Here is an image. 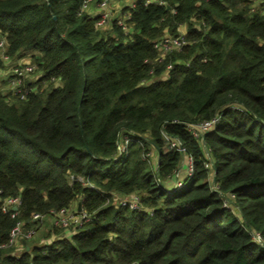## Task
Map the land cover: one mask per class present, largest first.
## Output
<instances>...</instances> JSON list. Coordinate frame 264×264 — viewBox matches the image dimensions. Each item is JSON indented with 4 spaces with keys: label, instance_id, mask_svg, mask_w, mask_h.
<instances>
[{
    "label": "trees",
    "instance_id": "1",
    "mask_svg": "<svg viewBox=\"0 0 264 264\" xmlns=\"http://www.w3.org/2000/svg\"><path fill=\"white\" fill-rule=\"evenodd\" d=\"M83 1L0 0L8 61L37 51L40 72L25 99L0 93V264H264V0H134L127 32ZM132 195L139 208L118 201ZM75 201L81 227L9 243Z\"/></svg>",
    "mask_w": 264,
    "mask_h": 264
},
{
    "label": "built area",
    "instance_id": "2",
    "mask_svg": "<svg viewBox=\"0 0 264 264\" xmlns=\"http://www.w3.org/2000/svg\"><path fill=\"white\" fill-rule=\"evenodd\" d=\"M90 0H84L82 4V8L85 9L88 6ZM106 0H102L99 5L105 4ZM151 0H146V2ZM131 6H133V2L130 3ZM111 12L110 10H103L97 15L96 25L100 28L104 27L108 21L110 20ZM129 15L127 12H124L121 16H119L116 20L117 24L122 27V29L127 32V25L125 22V19L128 18ZM184 39V32H179L177 35H169L164 34L161 36L154 44L156 48L160 50V54L163 55L172 49H180L185 44ZM0 49H1V56L4 59L6 63L5 68H0V74L8 73L5 77V82L9 90L11 91L12 96H17L21 99H25L32 91L35 90L37 86H34V84L29 83L30 81L27 80L29 75H32L37 70V66L31 61L29 58L20 59L16 62L10 63V65L7 64L8 57L5 55V41L3 38L0 39ZM160 55V56H161ZM171 67V64H168L166 66L167 69ZM167 72V71H166ZM167 74V73H166ZM39 76V74L37 75ZM58 79V78H57ZM28 85H26V82ZM218 120V117L215 116L209 120H204L198 124L195 125V129H192V133L195 136H198L199 133H203L207 130H210L216 121ZM127 139L125 140L124 144L121 147V150H123L126 146ZM170 146H176L175 142H171ZM180 151L183 150V148H178ZM185 174L189 175L192 172L193 166H192V158L190 156H185ZM185 180V179H184ZM184 180L177 179V174L175 176V186H182L184 184ZM232 195V194H231ZM117 199V197H116ZM118 201L121 204L128 203L130 207L132 208H139L141 205L139 203V196L132 195L130 197H123L118 196ZM20 203L19 196H10L3 200L2 202V210L7 211L12 209L13 213L12 215L16 214L17 206ZM16 207V209H14ZM80 207V204L78 203L76 205L75 209H71L70 207L61 208L59 210H52L48 215H51L54 217V224H59L60 226L69 228L74 227H81L84 222L88 221L90 219V214L86 212L85 210L78 209ZM44 214L40 213H34L31 218V226L28 230L23 231L22 230V222L18 221L16 225L10 230V237H9V243L16 242L19 236H24L25 238H31L34 235V228L33 225L39 223L41 218ZM71 224V225H69ZM70 226V227H69ZM74 229H70V232ZM254 239L259 241L260 236L259 234L254 235Z\"/></svg>",
    "mask_w": 264,
    "mask_h": 264
},
{
    "label": "rangeland",
    "instance_id": "3",
    "mask_svg": "<svg viewBox=\"0 0 264 264\" xmlns=\"http://www.w3.org/2000/svg\"><path fill=\"white\" fill-rule=\"evenodd\" d=\"M100 2H95L93 0L89 1L88 3V6L87 8H85L84 10H87L89 7L91 9H93L95 6L97 7V5H99ZM112 18V14H111V17ZM111 20V19H110ZM110 20L108 21V23L102 27L103 29H107L109 28L110 26ZM32 51H30L29 53H26L24 54L27 58L29 57V59H32V55L31 54ZM37 52V51H36ZM35 54H38L37 53H34ZM8 65H10V62L8 63ZM38 74H40V72L38 70H36V72H34L32 75H29L27 80H31V83L34 84V86H37L38 85V78L39 76H37ZM6 75H8V73H5V74H0V93L1 94H5L7 96V98H11L13 97L12 94H11V91L9 90V88L7 87L6 85V82H5V77ZM57 78H54V77H51L50 80H46V81H42V86L45 88L47 87L51 82H53L54 84L57 82ZM152 157L154 158V153L152 154ZM185 157L182 159V162H185ZM184 170H186L185 168L183 169V172ZM180 171V172H179ZM180 173H182L181 170H178V174L180 176ZM172 181L171 182H175V175L173 176V178L171 179ZM79 202L75 201L74 203H72L70 205V208L73 210L76 208V205L78 204ZM54 217L51 216V215H43V217L41 218L40 222L35 225H33V228H34V231L36 229V231L34 232V235L30 238V239H27L28 241L27 242H24V243H27V244H33L34 242H36V237H41L42 234H44V229L42 230L43 227H49V226H52L54 223ZM71 225V224H69ZM57 226H59L60 230H62V228L65 229V232L67 230L66 227H63V226H60L59 224H57ZM70 227V226H69ZM42 230V231H41ZM22 242V240L20 239V243ZM23 244V242L21 243ZM20 250V249H18Z\"/></svg>",
    "mask_w": 264,
    "mask_h": 264
},
{
    "label": "crops",
    "instance_id": "4",
    "mask_svg": "<svg viewBox=\"0 0 264 264\" xmlns=\"http://www.w3.org/2000/svg\"><path fill=\"white\" fill-rule=\"evenodd\" d=\"M132 1H134V0H106L105 1V4H103V5H97V7L95 6L93 9H91L89 7L87 9V11L90 14H92V15H96V14L100 13L103 10H110V12L112 14V18H114V17H117V16L122 15L121 12H120L122 6L123 5H129ZM180 31L181 32H185V27L184 26H181ZM33 53H37V52L36 51H32L31 54H33ZM25 58H27V57L24 55L21 58V60L22 59H25ZM29 81H31V80H29ZM184 167H185V164H183V167L180 165V169L179 170H181L182 173H180V176L177 173V179H179V180H184L185 179V175L186 174H185V170L183 172ZM50 227L51 226H49V227H43L42 228V230L44 229V232H43L44 235L50 230ZM44 235L43 234L41 235V238H40L41 239V242L46 241V238L44 237Z\"/></svg>",
    "mask_w": 264,
    "mask_h": 264
},
{
    "label": "water",
    "instance_id": "5",
    "mask_svg": "<svg viewBox=\"0 0 264 264\" xmlns=\"http://www.w3.org/2000/svg\"><path fill=\"white\" fill-rule=\"evenodd\" d=\"M14 209H16V207H14ZM78 209H80V207H78Z\"/></svg>",
    "mask_w": 264,
    "mask_h": 264
}]
</instances>
